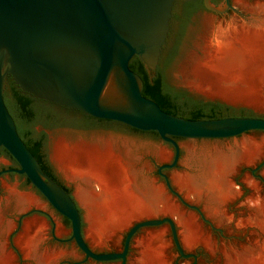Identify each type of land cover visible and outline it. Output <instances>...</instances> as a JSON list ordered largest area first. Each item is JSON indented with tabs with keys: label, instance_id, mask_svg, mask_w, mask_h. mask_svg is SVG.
<instances>
[{
	"label": "water",
	"instance_id": "obj_1",
	"mask_svg": "<svg viewBox=\"0 0 264 264\" xmlns=\"http://www.w3.org/2000/svg\"><path fill=\"white\" fill-rule=\"evenodd\" d=\"M176 1L0 0V146L19 165L2 169L0 174H25L50 204L69 219L72 233L68 239L75 240L86 258L121 259L125 264L136 232L164 222L170 224L181 254H193L183 253L175 223L169 217L134 223L120 252L92 251L82 234L76 201L43 170L17 131L4 100L7 77L10 75L24 92L36 98L138 130L157 131L175 149L172 161L160 169L172 168L179 160L180 147L174 137L221 138L264 130V118L255 116L194 120L172 115L142 94L144 82L129 63L138 56L149 77L156 75ZM204 4L220 12L228 8L229 0H204ZM166 186L181 198L167 178Z\"/></svg>",
	"mask_w": 264,
	"mask_h": 264
},
{
	"label": "bare ground",
	"instance_id": "obj_2",
	"mask_svg": "<svg viewBox=\"0 0 264 264\" xmlns=\"http://www.w3.org/2000/svg\"><path fill=\"white\" fill-rule=\"evenodd\" d=\"M248 9L253 14L249 21L208 23L202 54L194 56L185 72L192 89L236 104L258 103L257 93L264 83V2ZM187 148L186 169L172 174L174 184L186 196L203 202L215 221L230 220L225 205L239 195L233 175L239 165L259 155L261 146L245 137L227 149ZM136 150L133 142L112 136L74 140L60 137L55 141L52 159L74 184V195L85 210L87 236L101 244L134 219L166 214L176 217L186 246L201 242L209 250H216L214 240L203 231L196 215L183 209L163 185L143 173ZM168 155L164 149L157 151L160 159ZM248 182L255 193L247 200L251 213L243 223L254 226L259 237L241 248L223 250L225 264H264V196L257 184ZM7 202H14L20 210L40 205L37 197L16 187L9 188ZM5 207L0 202V264H15L4 238L14 227L4 218ZM45 226L42 220L28 219L17 238V244L35 264H54L62 254L41 248ZM160 234L147 231L137 240L139 254L133 264H169Z\"/></svg>",
	"mask_w": 264,
	"mask_h": 264
},
{
	"label": "rangeland",
	"instance_id": "obj_3",
	"mask_svg": "<svg viewBox=\"0 0 264 264\" xmlns=\"http://www.w3.org/2000/svg\"><path fill=\"white\" fill-rule=\"evenodd\" d=\"M190 1L193 0L176 1L167 43L158 66L163 72L166 84L177 91H182L189 98L204 103H211L221 111L264 118V83L260 87V96L257 93L258 103L236 104L192 89L187 84L185 73L194 56L202 54L204 38L208 34L209 22L213 21L224 24L233 19L249 21L252 19L253 14L248 8L262 3L264 0H229L228 8L220 12L208 9L204 4V0H194L198 8L192 13H185L184 5ZM231 11L235 13H230ZM212 12H216L217 14ZM220 15L223 16L222 19L218 18ZM12 81L14 80L9 75L4 94H11ZM43 106L46 110L38 114L39 117L35 124L34 135L37 137L42 132L45 134L42 147L44 164L51 176L74 196V200L82 215V234L92 251L97 253L120 252L123 249L125 235L134 223L145 219H161L163 217H169L175 223L178 241L183 253L193 255L184 256L181 254L174 242L170 224L162 223L142 227L134 235L125 264L134 263L133 261L139 254L137 240L144 236L147 231L161 233L162 240L160 243L165 245V255L169 264H225L224 255H222L223 250L241 248L249 242H254L259 237L257 229L254 226L243 222L251 213L247 200L255 193L254 188L251 187L248 181H253L257 184L259 193L264 196V130H252L238 136L221 138L177 137L175 140L180 147V157L177 164L167 169L166 173L171 187L181 197L179 198L168 189L166 182L156 175L157 169L161 165L172 161L175 151L173 144L164 141L162 138L157 139L152 134L134 130L122 122L93 117L78 108L67 107L55 102H47ZM109 136L129 140L136 145V154L139 164L141 163V168H143V163H146L147 171H150L152 174L150 178L154 179L157 184L163 185L171 198L180 204L183 209L196 215L203 231L214 240L216 250H209L201 242H197L190 247L186 246L181 239L180 228L176 224V217L166 214L134 219L128 226L101 244L96 243L87 236L86 230L88 224L85 218V210L74 195V184L64 176L53 161L52 150L55 141L60 137L74 140L78 138L96 139ZM245 137L259 144L261 151L254 160L244 162L237 168V172L233 175V183L235 189L239 191V195L225 205L230 220L219 223L205 211L203 202L196 201L193 196H186L177 188L172 180V174L175 171H184L186 169L188 146H192L196 150L212 146L227 149ZM159 149H164L169 153L166 159H160L157 156ZM11 157L9 159L0 157V170L11 166V163L14 162V158L12 157V159ZM1 182L0 191L4 196L0 199V202L3 206H6L4 208V218L6 222L14 224L13 229L4 238L7 241V249L14 254L15 264H35L17 244V238L22 232L25 221L31 218L42 220L46 224L43 230L44 235L41 248L43 250H57L62 253L55 260L54 264H122L121 259L95 260L90 257L86 258L85 253L79 248L75 240L68 239L72 233L69 219L58 212L25 175L17 172H6L1 176ZM10 187H16L21 192L33 194L38 198L40 205H33L25 210H20L15 206L14 202L8 204L7 197ZM35 209L42 210L47 215L44 213H34L23 217V215ZM21 217L23 218L21 223H19ZM51 230L54 231L53 234Z\"/></svg>",
	"mask_w": 264,
	"mask_h": 264
},
{
	"label": "trees",
	"instance_id": "obj_4",
	"mask_svg": "<svg viewBox=\"0 0 264 264\" xmlns=\"http://www.w3.org/2000/svg\"><path fill=\"white\" fill-rule=\"evenodd\" d=\"M197 8V3L194 0L184 5L185 13H192ZM129 66L144 82L142 94L157 102L165 112L172 115L194 120L250 116L221 111L211 103H204L187 97L182 91H177L166 84L163 72L159 67L156 69V75L150 78L143 62L138 56H134L131 59ZM12 85L11 94H4L5 104L14 118L19 135L37 158L43 170L51 177L44 164L43 155L39 154L40 148H42L44 143L45 134L42 132L37 137L34 135V127L39 117L38 114L46 110L43 104H47V102L24 92L14 81H12ZM133 129L138 130L136 128ZM142 132L152 134L157 139L161 138L157 131ZM0 151L9 154L4 147H0Z\"/></svg>",
	"mask_w": 264,
	"mask_h": 264
},
{
	"label": "flooded vegetation",
	"instance_id": "obj_5",
	"mask_svg": "<svg viewBox=\"0 0 264 264\" xmlns=\"http://www.w3.org/2000/svg\"><path fill=\"white\" fill-rule=\"evenodd\" d=\"M230 10H232V9H230ZM206 11H208V10H206ZM212 13H214V14H217L216 12H212ZM228 13V12H227ZM230 13H235L234 11H231ZM229 14V13H228ZM228 17V16H227ZM219 19H222L223 18V16L222 15H220L219 17H218ZM36 98V97H35ZM39 99V98H38ZM41 100H43V99H41ZM44 101H46V100H44ZM46 102H50V101H46ZM51 103H53V102H51ZM112 121H115V120H112ZM129 126V125H128ZM129 127H131V126H129ZM35 128V127H34ZM133 129V128H132ZM36 137V136H35ZM174 139H176V138H174ZM0 147H2V146H0ZM43 147V146H42ZM39 154L40 155H42V148H40V151H39ZM0 157H4L5 159H9L10 157H11V155H9V154H7V153H4V152H0ZM12 158V157H11ZM13 159V158H12ZM141 164V163H140ZM143 173L146 175V176H148V177H150V176H152V174L150 173V171H147V166H146V163H143ZM11 167H19V165H18V163H17V161L14 159V162H12L11 163V166L9 167V168H11ZM167 169H169V168H162V169H160V167L157 169V173H156V175L157 176H159V178H161V179H163L165 182H166V178L168 179V177H167V173H166V171H167ZM20 174V173H19ZM3 175V173L2 174H0V187H1V185H2V182H1V176ZM22 175H25V174H22ZM26 176V175H25ZM27 177V176H26ZM52 177V176H51ZM53 178V177H52ZM54 179V178H53ZM55 180V179H54ZM56 181V180H55ZM57 182V181H56ZM9 184H11V183H9ZM61 185V184H60ZM62 187H64L63 185H61ZM65 188V187H64ZM66 189V188H65ZM68 192H69V194H71V196L74 198V196L72 195V193L68 190V189H66ZM175 194V193H174ZM3 196H4V194L0 191V199H2L3 198ZM79 212H80V209H79ZM34 213H44V214H46L45 212H40V211H37L36 209L35 210H32V211H30V212H28L27 214H25V215H23V217H25V216H28V215H31V214H34ZM47 215V214H46ZM80 215H81V212H80ZM23 217H21V219L19 220V223H21V220H22V218ZM81 218H82V215H81ZM164 223H168V222H164ZM141 229V228H140ZM139 229V230H140ZM138 230V231H139ZM137 231V232H138ZM53 230H51V233L53 234ZM136 232V233H137ZM134 237V236H133ZM133 239V238H132ZM88 244V243H87ZM89 246V245H88ZM130 246H131V244H130Z\"/></svg>",
	"mask_w": 264,
	"mask_h": 264
}]
</instances>
